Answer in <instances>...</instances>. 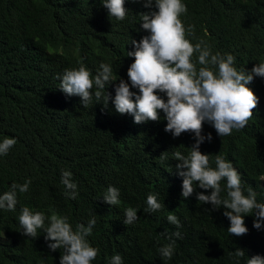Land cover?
<instances>
[{
  "label": "trees",
  "instance_id": "trees-1",
  "mask_svg": "<svg viewBox=\"0 0 264 264\" xmlns=\"http://www.w3.org/2000/svg\"><path fill=\"white\" fill-rule=\"evenodd\" d=\"M103 2L0 0V142L5 137L17 141L0 156V194L12 183L31 180L27 193L17 192L15 211L0 210V264H60L63 249L52 252L43 230H37L35 239L22 234L18 217L25 206L46 216L54 211L68 217L73 230L95 216L87 238L99 249L92 264H110L116 254L123 264H246L255 255L264 257V223L255 229L254 215L244 217L248 233L234 237L227 232L225 209L212 210L196 198L198 192L210 195L211 190L197 188L187 199L182 197L183 177L173 153L187 155L194 134L173 138L164 131L163 112L159 121L138 125L130 114H118L111 100L106 105L93 96L84 107L81 97L59 90L66 69L83 65L94 77L101 63L112 67L117 80L106 88L112 99L119 78L130 84L127 70L134 58L127 52L134 51L131 40L149 35L140 24L141 14L150 9L125 0L128 13L117 21L109 18ZM182 3L187 12L180 19L186 29L192 26L194 35L187 38L193 44L203 41L213 54L233 55L237 71L250 72L264 63V0ZM248 87L259 102L246 127L219 137L205 122L202 135L210 133L212 140H205L200 151L210 155L213 168L217 154L231 162L244 194L251 187L257 202L264 203V78L255 77ZM130 90L138 94V89ZM163 153L165 158H159ZM64 171L77 184L75 200L65 196ZM110 186L120 191L116 206L103 201ZM148 194L156 195L160 210L145 212ZM221 196L226 197V191ZM129 207L139 218L125 225ZM169 213L178 217L179 228L167 221ZM176 231L182 238L172 237L174 255L166 260L159 249ZM237 248L245 251L244 257L233 255Z\"/></svg>",
  "mask_w": 264,
  "mask_h": 264
},
{
  "label": "clouds",
  "instance_id": "clouds-1",
  "mask_svg": "<svg viewBox=\"0 0 264 264\" xmlns=\"http://www.w3.org/2000/svg\"><path fill=\"white\" fill-rule=\"evenodd\" d=\"M142 2L148 13L141 14V28L149 33L137 42L131 40L134 51L127 56L134 58L127 70L130 81L119 78L115 87V97L107 92V86L113 84V69L109 64L101 63L93 77L83 65L78 69H66L60 79L59 90L67 96H79L86 107L93 99L103 98L104 104L112 101L118 114H130L135 124L160 120V112L164 113L166 127L164 131L178 138L182 133L194 134L195 143L188 148L187 155L180 151L173 153L176 171L183 177L182 197L187 199L199 188L211 190L210 195L198 192L199 203L212 205V210L225 209L223 215L230 221L227 232L230 236L241 237L248 233L244 217L254 215L253 227L257 230L264 223V203L257 202L256 192L249 187L248 195L242 189L241 176L231 162L219 154L215 157V168L210 166V155L202 154L200 146L207 140L211 142L209 133L202 135L204 123L212 126L217 136L232 135L233 130H242L253 117V110L258 105V98L248 87L255 77L264 78V63L254 66L250 72L245 69L237 71L235 58L231 54H213L211 48L203 41L193 44L187 37L194 35L192 26L185 28L182 14L187 7L182 0H134ZM125 0H104L103 7L108 10L109 18L123 21L128 10ZM155 10H152V9ZM193 57H196L194 62ZM199 65V67L197 66ZM130 89H138V94ZM106 91V95H105ZM159 94L166 96V101ZM17 143L15 138L5 137L0 142V156L7 155ZM166 153V152H165ZM165 153L159 158L164 159ZM222 182L224 187H222ZM61 183L65 186V196L77 198V184L72 174L62 172ZM31 180L24 184L12 183L10 190L0 194V210L15 211L18 199L17 192L27 193ZM196 185L194 187L193 185ZM226 191V197L221 193ZM120 191L109 187L103 201L116 206L120 203ZM145 212L154 213L163 205L157 202L154 194L147 196ZM19 225L22 234L37 238V230H43L48 248L55 252L63 249L60 264H92L99 249L90 245L88 237L92 235L96 225L93 216L87 223L77 224L73 230L68 217L56 212L46 216L43 212H33L28 207L20 210ZM125 225L136 221L137 210L129 207L125 210ZM47 220V225H46ZM167 221L179 228L180 221L176 215L169 213ZM175 236L181 239L179 231L166 238L171 242L159 249V254L166 260L172 259L176 247ZM237 258L245 256V251L237 248L233 253ZM110 264H123L122 257L116 254L111 257ZM246 264H264V257L255 255L247 259Z\"/></svg>",
  "mask_w": 264,
  "mask_h": 264
},
{
  "label": "rangeland",
  "instance_id": "rangeland-1",
  "mask_svg": "<svg viewBox=\"0 0 264 264\" xmlns=\"http://www.w3.org/2000/svg\"><path fill=\"white\" fill-rule=\"evenodd\" d=\"M262 185H264V178L262 179Z\"/></svg>",
  "mask_w": 264,
  "mask_h": 264
}]
</instances>
